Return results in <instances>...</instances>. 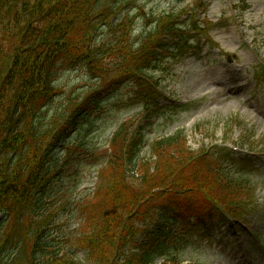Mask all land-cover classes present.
<instances>
[{"label":"trees","instance_id":"16d2710c","mask_svg":"<svg viewBox=\"0 0 264 264\" xmlns=\"http://www.w3.org/2000/svg\"><path fill=\"white\" fill-rule=\"evenodd\" d=\"M106 1L111 3L0 0V214L7 219L0 230V264H154L158 258L160 264H179L180 247L192 230L246 212L253 188L223 173L211 152L190 151L182 132L150 142L154 163L140 161L143 139L130 119L113 135L94 194L80 202L76 246L85 258L50 250L46 232L56 214L48 198L59 171L54 147L77 118L100 108L99 92L118 80L127 78L142 114L150 115L160 98L153 73L167 66L169 49L174 59L189 48L184 32L167 21L173 15L159 16L134 47L126 43V20L116 25L120 34L111 43L92 44L97 27L128 0ZM165 35L177 39L167 50ZM155 49L163 53L155 55ZM59 63L86 65L97 87L47 116L42 110L56 94L52 85Z\"/></svg>","mask_w":264,"mask_h":264},{"label":"rangeland","instance_id":"374dc122","mask_svg":"<svg viewBox=\"0 0 264 264\" xmlns=\"http://www.w3.org/2000/svg\"><path fill=\"white\" fill-rule=\"evenodd\" d=\"M198 1L131 0L110 24L118 23L120 18H134L129 36L134 42L133 37L140 35L151 18L196 9ZM202 1L205 9L197 15L200 20L206 17L212 22L211 47L201 40L197 50L173 62L166 72L162 68L154 74L163 95L169 97L161 105L171 108L161 111L150 123L142 121L130 86L124 81L118 85L116 82L108 92L102 91L103 102L97 111L83 120L77 119L67 148L54 151V157L59 159V171L51 201L56 217L46 232L50 250L71 251V256L84 259V253L71 249L79 235L80 202L95 192L96 171L108 154V142L116 127L138 115L136 127L141 126L144 136L139 153L142 161H154L147 148L151 140L181 130L193 151L201 145L205 149L209 144L237 147L238 152L225 160L230 175L238 176L232 161L248 157L253 166L248 181L256 186L257 212L238 232L225 226L214 232L210 241L205 237L194 240L182 252L181 264H264V85L261 83L256 89L254 78L260 60H264V0H247L250 8L239 16L241 21L232 18L230 0ZM99 33V43H111L113 30L103 26ZM228 58L232 64L227 63ZM93 85H97V77L88 73L87 68L74 65L61 69L56 81L60 92L52 103L51 113L59 111L70 94L83 93ZM133 172L136 176L137 171ZM160 262L158 258L154 264Z\"/></svg>","mask_w":264,"mask_h":264}]
</instances>
